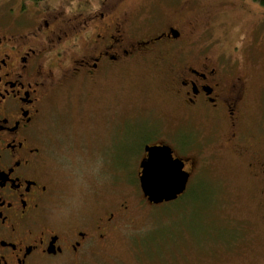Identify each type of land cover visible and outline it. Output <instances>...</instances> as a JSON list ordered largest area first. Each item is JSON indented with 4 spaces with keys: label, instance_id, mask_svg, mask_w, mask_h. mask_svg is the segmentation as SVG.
Wrapping results in <instances>:
<instances>
[{
    "label": "rangeland",
    "instance_id": "374dc122",
    "mask_svg": "<svg viewBox=\"0 0 264 264\" xmlns=\"http://www.w3.org/2000/svg\"><path fill=\"white\" fill-rule=\"evenodd\" d=\"M118 12L135 14L141 38L171 25H194L193 34L184 35L176 49L222 55V63L243 77V122L264 149L262 6L253 0H123ZM170 45L158 44L90 80L77 77L55 92L48 135L59 203L76 212L101 205L129 207L139 230L134 234L158 242L154 253L175 262L258 264L264 252L256 195L261 185L252 179L248 157L227 143L231 130L226 121L217 125L186 118L170 95L173 58L162 60ZM162 143L190 163L192 174L184 197L153 205L142 194L139 166L144 147Z\"/></svg>",
    "mask_w": 264,
    "mask_h": 264
},
{
    "label": "flooded vegetation",
    "instance_id": "af4514ba",
    "mask_svg": "<svg viewBox=\"0 0 264 264\" xmlns=\"http://www.w3.org/2000/svg\"><path fill=\"white\" fill-rule=\"evenodd\" d=\"M122 1L0 0V264L187 263L154 253L155 241L134 234L137 220L125 205L77 212L61 207L50 166L55 92L164 43L171 45L162 60L173 58L168 90L183 114L226 121L227 143L248 157L252 179L261 185L256 195L264 229V149L243 122L246 81L222 63V55L176 49L194 25H171L141 38L135 14L118 12ZM259 257L264 264V252Z\"/></svg>",
    "mask_w": 264,
    "mask_h": 264
},
{
    "label": "water",
    "instance_id": "95a60500",
    "mask_svg": "<svg viewBox=\"0 0 264 264\" xmlns=\"http://www.w3.org/2000/svg\"><path fill=\"white\" fill-rule=\"evenodd\" d=\"M145 152L147 156L140 163L139 175L144 197L155 205L177 200L186 192L190 180L185 162L175 158L167 145H147Z\"/></svg>",
    "mask_w": 264,
    "mask_h": 264
},
{
    "label": "trees",
    "instance_id": "16d2710c",
    "mask_svg": "<svg viewBox=\"0 0 264 264\" xmlns=\"http://www.w3.org/2000/svg\"><path fill=\"white\" fill-rule=\"evenodd\" d=\"M255 3H257V4H259L260 6H262L263 8H264V0H253ZM185 195V194H184ZM184 195H182V196H180L179 198H178V200L179 199H181L182 197H184ZM156 244H158V242H155V243H153L152 245L153 246H155ZM163 246H165L164 245V242L162 243V247Z\"/></svg>",
    "mask_w": 264,
    "mask_h": 264
}]
</instances>
